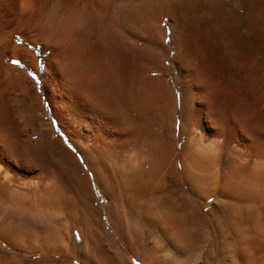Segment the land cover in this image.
Masks as SVG:
<instances>
[{
	"label": "bare ground",
	"instance_id": "6f19581e",
	"mask_svg": "<svg viewBox=\"0 0 264 264\" xmlns=\"http://www.w3.org/2000/svg\"><path fill=\"white\" fill-rule=\"evenodd\" d=\"M240 1L0 0V264L75 240L25 226L81 201L43 176L48 144L75 148L116 211L152 201L140 215L209 217L231 228L234 264H264V0ZM28 100L49 132L35 133Z\"/></svg>",
	"mask_w": 264,
	"mask_h": 264
},
{
	"label": "rangeland",
	"instance_id": "374dc122",
	"mask_svg": "<svg viewBox=\"0 0 264 264\" xmlns=\"http://www.w3.org/2000/svg\"><path fill=\"white\" fill-rule=\"evenodd\" d=\"M231 1L232 0H219V2L225 4H231ZM235 1L236 3L238 2L240 6L241 1ZM167 25L169 24L167 23ZM254 27L255 25H252L250 22L243 26L241 31H244L243 33L250 39V47H252L253 51L255 50L256 54V51H258V49H254L257 47L255 42L256 39L254 38L256 34L255 30H253L255 29ZM38 105L39 104L36 101H27V107L33 117V122L35 125L34 130H36L35 133L41 131L49 132L50 129H52L49 123V119L42 111V107ZM67 113L70 119L75 118L76 120H79L81 118L73 107H71L69 111L67 110ZM31 140H35L34 135L31 136ZM61 147L60 144H58V146L57 144L55 146H51L50 144H48L43 149V152L41 154V162H44L43 176L48 182H50V180L53 181L55 184H58L65 191L73 194L81 201L77 202L74 205L76 207L74 208V212H68L69 209L65 207L66 205L61 203V213H58L55 216L27 215L24 218L26 223L24 224L29 230L36 228L39 230H54L60 233H72L73 231L75 240L73 241V239H71L72 244L71 242L69 243L67 240H65L63 242V246L61 245L55 248L53 253H49L47 255L41 254L26 256L24 254H20V258H22L27 264H91L93 259H95V261L93 260L92 264H106L108 262L105 257L106 245L102 244L101 242L95 243L91 239L100 236L101 234L105 235L113 231L112 229L114 227L116 219L110 218V215L116 212V205L109 203L108 200H106L103 196L99 195V197L97 195L99 194V191L96 189L97 187L95 186V183L93 181V172L91 171L92 167H87L85 165V163L81 160L80 155H77V150L75 148H71L70 146H66L67 150L69 149V155L71 154L70 157H68L66 152L64 151L65 148ZM60 149L62 151H60ZM125 154L124 157L127 156L131 159H133V156H135L132 153ZM124 157H121L122 160L120 161H123L125 159ZM94 194L95 196H97L96 198L94 197ZM222 204H226L230 208L233 207V205L228 202H223L220 205ZM121 205L122 206H120V211H127L130 216H133L130 219L125 218L123 220L124 227H132L134 224V226L143 228L142 224L139 223L143 221L146 225V227H144L145 230L143 231L144 233H146L148 239H152L155 237V235L153 234L155 231H160L164 234L165 238L167 237L165 240V244L159 241L156 243L157 248L163 247L166 250L163 264H234L239 260V258L234 256L236 247H234V245L231 243L233 235L231 234V228H228L229 226L226 227V225L224 224H218L215 221L213 222V219L209 217L205 219V216L191 218L188 217L183 219L178 217L169 218L167 216L160 215H140V210L150 209L154 212L158 209L159 204L152 201L124 202ZM207 205H209V203H201L199 205L200 207H204V213L206 212ZM140 216H142V218ZM246 218L248 219V217H245L244 221L247 223L248 220L246 221ZM186 219L189 221H187ZM129 221H131L132 223H130ZM152 222L155 223V227L157 226L159 228L155 229L151 224ZM173 222L181 228L180 231L174 232L171 229V225ZM183 222L185 225H187L186 227H188L186 229H189L190 226L189 231L191 232H186L188 230L185 231L182 229V226L180 224ZM245 222L244 225H247L245 224ZM207 224L210 226H208ZM185 232L187 235L185 234ZM205 234H209V238ZM184 236L187 238H185ZM85 237L87 238V240L85 239ZM208 240L210 241V244L208 243ZM183 242L185 245L183 244ZM258 243L262 245L258 239H254V244L258 245ZM175 246L177 247V249ZM227 249L230 250L228 251ZM259 250L261 251V248H259ZM94 256L97 258H95ZM86 259L87 261H85Z\"/></svg>",
	"mask_w": 264,
	"mask_h": 264
},
{
	"label": "crops",
	"instance_id": "0c3cea01",
	"mask_svg": "<svg viewBox=\"0 0 264 264\" xmlns=\"http://www.w3.org/2000/svg\"><path fill=\"white\" fill-rule=\"evenodd\" d=\"M132 217L122 211H116L110 215V218L116 219L113 231L92 239L95 243L101 242L106 245L105 257L108 261L106 264H163L166 250L163 247L157 248L156 243L159 241L165 244L164 234L155 231L153 233L155 237L148 239L143 231L145 228H139L134 224V227H124L123 220Z\"/></svg>",
	"mask_w": 264,
	"mask_h": 264
},
{
	"label": "snow or ice",
	"instance_id": "6c2138e0",
	"mask_svg": "<svg viewBox=\"0 0 264 264\" xmlns=\"http://www.w3.org/2000/svg\"><path fill=\"white\" fill-rule=\"evenodd\" d=\"M165 42L167 43V42H170V41H165ZM12 63L13 64H19L20 62L17 61V60H13ZM41 71H43V65H41ZM30 74H32V73H30Z\"/></svg>",
	"mask_w": 264,
	"mask_h": 264
}]
</instances>
